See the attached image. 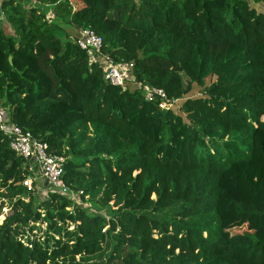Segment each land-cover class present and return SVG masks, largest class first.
<instances>
[{
    "label": "trees",
    "instance_id": "1",
    "mask_svg": "<svg viewBox=\"0 0 264 264\" xmlns=\"http://www.w3.org/2000/svg\"><path fill=\"white\" fill-rule=\"evenodd\" d=\"M44 7L78 34L62 40ZM0 12L13 31L0 20V107L70 157L65 184L111 216L57 192L36 201L0 131V264H264V0H3ZM81 29L138 83L184 100L182 115L108 84Z\"/></svg>",
    "mask_w": 264,
    "mask_h": 264
},
{
    "label": "built area",
    "instance_id": "2",
    "mask_svg": "<svg viewBox=\"0 0 264 264\" xmlns=\"http://www.w3.org/2000/svg\"><path fill=\"white\" fill-rule=\"evenodd\" d=\"M76 43L87 53L90 64L101 66L105 81L108 84L121 88H127L128 85H131L142 90L148 101H159L160 105L176 106L184 101L182 99H170L163 90L138 83L132 77L133 64L117 65L102 53L103 40L94 31L81 29ZM0 131L7 138L11 150L25 160V165L31 173L25 181L27 188L33 190L32 180L38 178L39 183L36 188L39 186L41 192L44 190L46 195L57 192L71 199L78 195L72 192L63 180L66 158L51 154L46 143L37 141L30 133H26L20 127L13 125L9 120L8 113L1 107Z\"/></svg>",
    "mask_w": 264,
    "mask_h": 264
},
{
    "label": "rangeland",
    "instance_id": "3",
    "mask_svg": "<svg viewBox=\"0 0 264 264\" xmlns=\"http://www.w3.org/2000/svg\"><path fill=\"white\" fill-rule=\"evenodd\" d=\"M44 11L49 12L50 10L48 7H44ZM2 17H3V15L0 13V20L3 21L4 28L7 31V33H10L9 27L7 26V23L4 20V18L2 19ZM50 20L53 21V19H50ZM56 23H58V25L60 26V29L62 30V33L59 34V32H58V36H62V40H64V38H65L64 35H65L66 31L70 35V37H72L73 35H74L73 37H75V35L78 34V33L73 31V28L66 26L59 21H56ZM209 83L210 82L208 81L207 85H209ZM185 84H187V80H185ZM202 92H203V88L201 86H195L194 85L193 90L190 92V94L186 95L187 96L186 98H188V97H193V98L199 97ZM182 104L183 103H180L179 105H176V106H170V105H159V106H160V109L162 111H172L176 114L182 115V113L180 111ZM65 158L67 161L70 159V157H65ZM32 181H33V185H32L33 190H30L31 188H27V187L26 188L29 191H32V193L34 194V197L37 198L36 201H38V200L40 201V200L46 198L47 196H46L44 190H42V192H41L39 186L36 188V185L39 183V179L36 178L35 180H32ZM25 183L26 182H24V185H25ZM72 200L76 203V205L78 207L85 210L88 215H91V216L92 215L93 216L99 215V216H103L106 218L111 217L110 216V209L107 207H103L101 205V203H99V202H94L96 200L93 201L88 197L86 199L82 200L79 198V195L75 196V198H72ZM8 211H9V207H8L7 202L3 203L2 201H0V221L3 220L4 215ZM38 227L45 229L46 225H42V223H39ZM36 233H39V232L37 231Z\"/></svg>",
    "mask_w": 264,
    "mask_h": 264
},
{
    "label": "crops",
    "instance_id": "4",
    "mask_svg": "<svg viewBox=\"0 0 264 264\" xmlns=\"http://www.w3.org/2000/svg\"><path fill=\"white\" fill-rule=\"evenodd\" d=\"M2 1H3V0H0V6H1ZM32 4H33V5H36L35 2H33ZM0 13H1V12H0ZM48 18H49V19H53V21L56 22V20L54 19V17H53V15H52L51 11L48 12ZM7 26L9 27L10 33H7V31L5 30L6 33H7V34H13V31H12L11 27H10L8 24H7ZM4 29H5V28H4Z\"/></svg>",
    "mask_w": 264,
    "mask_h": 264
},
{
    "label": "water",
    "instance_id": "5",
    "mask_svg": "<svg viewBox=\"0 0 264 264\" xmlns=\"http://www.w3.org/2000/svg\"><path fill=\"white\" fill-rule=\"evenodd\" d=\"M46 185H48V183H46Z\"/></svg>",
    "mask_w": 264,
    "mask_h": 264
}]
</instances>
